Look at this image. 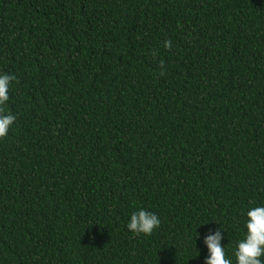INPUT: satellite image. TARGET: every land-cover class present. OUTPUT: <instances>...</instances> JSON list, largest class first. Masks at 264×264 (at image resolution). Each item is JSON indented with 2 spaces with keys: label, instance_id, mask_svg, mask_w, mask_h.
I'll use <instances>...</instances> for the list:
<instances>
[{
  "label": "trees",
  "instance_id": "obj_1",
  "mask_svg": "<svg viewBox=\"0 0 264 264\" xmlns=\"http://www.w3.org/2000/svg\"><path fill=\"white\" fill-rule=\"evenodd\" d=\"M0 73V264H204L219 227L235 264L264 204V0H0Z\"/></svg>",
  "mask_w": 264,
  "mask_h": 264
},
{
  "label": "clouds",
  "instance_id": "obj_2",
  "mask_svg": "<svg viewBox=\"0 0 264 264\" xmlns=\"http://www.w3.org/2000/svg\"><path fill=\"white\" fill-rule=\"evenodd\" d=\"M164 47L171 49V40H166ZM15 80L14 74L0 73V139L9 134L16 120V116L7 110L9 90ZM245 216L246 231L243 238L238 240L233 253L235 264H264V204L248 208ZM160 225L161 219L157 213L139 208L130 214L126 227L133 235L150 236ZM224 231L222 227L209 229L208 234L204 236L203 243L208 251L204 264H233V256L227 255L225 246H222Z\"/></svg>",
  "mask_w": 264,
  "mask_h": 264
}]
</instances>
